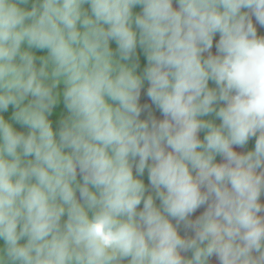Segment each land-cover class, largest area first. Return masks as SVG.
Listing matches in <instances>:
<instances>
[{"label":"clouds","instance_id":"1","mask_svg":"<svg viewBox=\"0 0 264 264\" xmlns=\"http://www.w3.org/2000/svg\"><path fill=\"white\" fill-rule=\"evenodd\" d=\"M256 25L264 0H0V264H264Z\"/></svg>","mask_w":264,"mask_h":264},{"label":"flooded vegetation","instance_id":"2","mask_svg":"<svg viewBox=\"0 0 264 264\" xmlns=\"http://www.w3.org/2000/svg\"><path fill=\"white\" fill-rule=\"evenodd\" d=\"M253 23L255 24V20H253ZM256 26L259 27V25H256ZM257 31H258V34H260V35H264V31H263V29L260 28V29L257 30ZM213 49H214V48H213ZM213 54H215V52H213ZM206 55H207V54H206ZM146 88H147V84H145V89H142V91H141V100H140L141 105H143V104H148V105L150 106V110H151L152 115H153L156 119H163L162 114H161L158 110H156V109L154 108L153 105H151L150 100L147 98V96H146ZM147 115H148L147 112H143V113L141 114V117H142L143 119H146V118H147ZM254 144H255V139L253 138V139L250 140V141L248 142V144H247L245 147H243V148H241V147H237V146H234V151H237L238 153H245V152H247V151H249V150H254ZM216 162H217V163H221V162H223V158L217 156V157H216ZM145 179L147 180V175H145V177H144V181H145V183L148 182V181H146ZM156 203L159 204V201L157 200ZM261 203H264V195H262V197H261ZM202 211H203V209H199V210L194 214L193 218H195L196 215H199L200 212H202ZM182 234H183V233H182Z\"/></svg>","mask_w":264,"mask_h":264},{"label":"rangeland","instance_id":"3","mask_svg":"<svg viewBox=\"0 0 264 264\" xmlns=\"http://www.w3.org/2000/svg\"><path fill=\"white\" fill-rule=\"evenodd\" d=\"M175 6H176V5H174V7H175ZM259 29H260V27H257V30H259ZM263 31H264V29H263ZM138 53H139V63H140L139 71H141V70L143 69V67L145 66V64H146V60H145L143 54L140 53V50H139V49H138ZM209 86H210V87H215V85H214L212 82H209ZM150 102H151V101H150ZM204 118H205V119H212V117H204ZM141 119H143V118L141 117ZM216 123L218 124L219 121L217 120ZM203 135H204L203 132L199 133V138L203 139ZM145 180H146V179H145ZM146 181H147V180H146ZM147 183H148V182H146L145 184L147 185ZM140 207H142V205H141ZM211 264H217V261L214 259V262L211 263Z\"/></svg>","mask_w":264,"mask_h":264},{"label":"trees","instance_id":"4","mask_svg":"<svg viewBox=\"0 0 264 264\" xmlns=\"http://www.w3.org/2000/svg\"><path fill=\"white\" fill-rule=\"evenodd\" d=\"M111 47H112L113 49L116 47V45H115L114 42L111 43ZM37 54L39 55V54H43V53L37 52ZM138 71H139V69H138ZM11 111H12V109H11V107H10V108H9V111H8L7 113H4V116H5L6 119H8V118L10 117V115H11ZM50 119H53V121H54V123H53V127L55 128V127H56V124H55V119H56V118H55V117H50ZM15 127L17 128L18 131H24V130H25V129L21 128L19 125H15Z\"/></svg>","mask_w":264,"mask_h":264},{"label":"crops","instance_id":"5","mask_svg":"<svg viewBox=\"0 0 264 264\" xmlns=\"http://www.w3.org/2000/svg\"><path fill=\"white\" fill-rule=\"evenodd\" d=\"M218 38H219V37H218V35H217V37L214 39V43H215V40H218ZM212 51L215 52V48L212 49ZM205 55H206V54H205ZM145 84H147V83H145ZM219 157H220V156H219ZM214 259H215V258L213 257L211 263L214 262ZM217 264H218V262H217Z\"/></svg>","mask_w":264,"mask_h":264}]
</instances>
